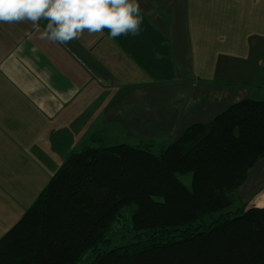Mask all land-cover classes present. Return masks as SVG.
Instances as JSON below:
<instances>
[{"label":"crops","instance_id":"0c3cea01","mask_svg":"<svg viewBox=\"0 0 264 264\" xmlns=\"http://www.w3.org/2000/svg\"><path fill=\"white\" fill-rule=\"evenodd\" d=\"M138 2V36L62 44L0 23V238L70 153L143 140L161 151L264 89V0ZM235 195L234 208L264 207V159Z\"/></svg>","mask_w":264,"mask_h":264},{"label":"trees","instance_id":"16d2710c","mask_svg":"<svg viewBox=\"0 0 264 264\" xmlns=\"http://www.w3.org/2000/svg\"><path fill=\"white\" fill-rule=\"evenodd\" d=\"M152 146L70 153L0 238V264H80L89 251L87 264H264V207L234 208L236 189L264 159V100L241 99L159 153ZM187 173L190 187L178 177ZM132 205V239L102 250Z\"/></svg>","mask_w":264,"mask_h":264},{"label":"clouds","instance_id":"9594fccd","mask_svg":"<svg viewBox=\"0 0 264 264\" xmlns=\"http://www.w3.org/2000/svg\"><path fill=\"white\" fill-rule=\"evenodd\" d=\"M141 11L138 0H0V23L29 22L40 39L66 44L85 32L138 36Z\"/></svg>","mask_w":264,"mask_h":264},{"label":"rangeland","instance_id":"374dc122","mask_svg":"<svg viewBox=\"0 0 264 264\" xmlns=\"http://www.w3.org/2000/svg\"><path fill=\"white\" fill-rule=\"evenodd\" d=\"M258 88V87H257ZM247 91L249 92L250 99L254 100H264V89H256L253 87H248ZM160 146L153 145L152 150L154 153H159L158 150ZM179 179L187 187H190L191 184V174L187 173L185 175H179ZM134 206H127L121 210L115 221L112 223L111 228L107 234V237L110 239V244L108 246L101 247L102 250L110 249L116 246H120L129 242L132 235L131 230V214L134 210ZM93 252L89 251L85 253L80 260V264H87L92 260Z\"/></svg>","mask_w":264,"mask_h":264}]
</instances>
